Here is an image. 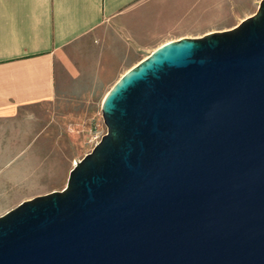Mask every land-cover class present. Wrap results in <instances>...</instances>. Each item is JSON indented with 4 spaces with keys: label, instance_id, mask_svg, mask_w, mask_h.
I'll use <instances>...</instances> for the list:
<instances>
[{
    "label": "water",
    "instance_id": "1",
    "mask_svg": "<svg viewBox=\"0 0 264 264\" xmlns=\"http://www.w3.org/2000/svg\"><path fill=\"white\" fill-rule=\"evenodd\" d=\"M68 183L0 215V264H264V0L157 47Z\"/></svg>",
    "mask_w": 264,
    "mask_h": 264
},
{
    "label": "crops",
    "instance_id": "2",
    "mask_svg": "<svg viewBox=\"0 0 264 264\" xmlns=\"http://www.w3.org/2000/svg\"><path fill=\"white\" fill-rule=\"evenodd\" d=\"M203 4V0H0V200L24 181L21 167H10L30 146L29 133L44 129L25 111L54 102L80 75L73 56L77 42L93 35L125 50L137 45L140 51L197 37L190 30L200 26Z\"/></svg>",
    "mask_w": 264,
    "mask_h": 264
},
{
    "label": "rangeland",
    "instance_id": "3",
    "mask_svg": "<svg viewBox=\"0 0 264 264\" xmlns=\"http://www.w3.org/2000/svg\"><path fill=\"white\" fill-rule=\"evenodd\" d=\"M260 1L203 0L200 26L190 33L201 37L216 30L231 29L256 12ZM156 46L141 52L137 45L125 50L119 44H106L93 35L76 43L73 56L80 68L78 78L60 91L54 102L25 111L29 120H39V128L44 129L30 132L31 143L26 153L13 159L10 169L21 167L19 175L24 181L1 198L0 215L28 196L62 190L67 185L76 162L90 153L108 130L102 114L107 92Z\"/></svg>",
    "mask_w": 264,
    "mask_h": 264
},
{
    "label": "built area",
    "instance_id": "4",
    "mask_svg": "<svg viewBox=\"0 0 264 264\" xmlns=\"http://www.w3.org/2000/svg\"><path fill=\"white\" fill-rule=\"evenodd\" d=\"M105 135V134H104ZM103 137V136H102Z\"/></svg>",
    "mask_w": 264,
    "mask_h": 264
}]
</instances>
